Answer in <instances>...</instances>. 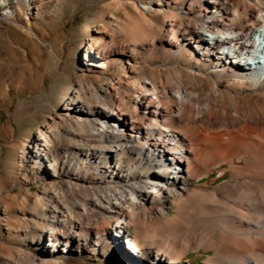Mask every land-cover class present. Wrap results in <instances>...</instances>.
Returning a JSON list of instances; mask_svg holds the SVG:
<instances>
[{"label": "bare ground", "instance_id": "1", "mask_svg": "<svg viewBox=\"0 0 264 264\" xmlns=\"http://www.w3.org/2000/svg\"><path fill=\"white\" fill-rule=\"evenodd\" d=\"M20 1L27 8L34 3ZM184 1L203 20L184 22L172 13L167 53L205 60L214 86L134 81L135 116L101 86L90 100L81 89L71 92L60 104L59 123L40 125L23 158L42 182L28 219L42 254H21L20 264L97 256L116 244L127 245L126 264H183L194 241L196 251L209 253L204 264H264V0ZM15 11L17 5L0 0V23L12 22ZM99 40L81 46L87 58L99 55L105 39ZM135 138L144 144L133 148ZM119 153L132 156L129 165L114 159ZM224 164L221 176L230 177L222 185L211 190L200 183ZM89 165L105 188L83 183ZM163 204L177 207L173 218L155 234L137 228L130 235L136 221L165 218ZM137 238L144 241L139 249Z\"/></svg>", "mask_w": 264, "mask_h": 264}, {"label": "rangeland", "instance_id": "2", "mask_svg": "<svg viewBox=\"0 0 264 264\" xmlns=\"http://www.w3.org/2000/svg\"><path fill=\"white\" fill-rule=\"evenodd\" d=\"M10 1L18 11L13 13L12 22L0 23V264H20L21 254H42L32 238L34 231L28 227L42 182L29 173L23 158L29 139L40 125L59 123L58 116L63 113L60 104L71 92L81 89L83 98L90 100L92 90L101 86L134 115V81L170 88L181 85L189 90L215 84L205 60L197 55L188 59L177 51L167 53L165 40L172 13L184 22L200 24L203 20L184 0H34L31 5L27 2L29 9L20 0ZM101 37L105 44L100 46L99 55L88 54L98 62L96 66L85 56L84 47L89 38ZM218 77L222 78L215 74ZM111 80L114 86L107 87ZM139 117L141 121L147 119L142 113ZM144 142V138H135L130 145L137 148ZM114 159L129 165L132 156L119 153ZM227 168L229 165L224 164L214 169L200 183L211 190L219 187L230 177L229 173L221 176ZM100 182L89 165L83 183L92 189L105 188ZM25 197L30 201L28 206L23 203ZM161 207L165 218L147 224L136 221L131 224L130 235H136L137 228L155 234L159 223L175 216L176 206ZM133 245L139 249L144 241L137 238ZM196 246L197 242L191 243L183 264H204L207 260L209 253L196 251ZM110 247L97 256L85 255L88 261L64 255L48 258L58 264H126L122 259L127 245Z\"/></svg>", "mask_w": 264, "mask_h": 264}]
</instances>
